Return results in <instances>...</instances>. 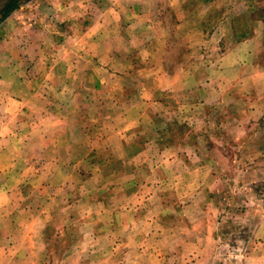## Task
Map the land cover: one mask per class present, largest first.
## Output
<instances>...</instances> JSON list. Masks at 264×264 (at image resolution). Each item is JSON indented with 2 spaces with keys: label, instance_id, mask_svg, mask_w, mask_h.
I'll return each instance as SVG.
<instances>
[{
  "label": "rangeland",
  "instance_id": "obj_1",
  "mask_svg": "<svg viewBox=\"0 0 264 264\" xmlns=\"http://www.w3.org/2000/svg\"><path fill=\"white\" fill-rule=\"evenodd\" d=\"M17 2L0 264H264V0Z\"/></svg>",
  "mask_w": 264,
  "mask_h": 264
},
{
  "label": "trees",
  "instance_id": "obj_2",
  "mask_svg": "<svg viewBox=\"0 0 264 264\" xmlns=\"http://www.w3.org/2000/svg\"><path fill=\"white\" fill-rule=\"evenodd\" d=\"M18 6L17 0H9L0 13V20L5 17L12 9Z\"/></svg>",
  "mask_w": 264,
  "mask_h": 264
},
{
  "label": "crops",
  "instance_id": "obj_3",
  "mask_svg": "<svg viewBox=\"0 0 264 264\" xmlns=\"http://www.w3.org/2000/svg\"><path fill=\"white\" fill-rule=\"evenodd\" d=\"M101 26L103 25V23L100 24Z\"/></svg>",
  "mask_w": 264,
  "mask_h": 264
}]
</instances>
